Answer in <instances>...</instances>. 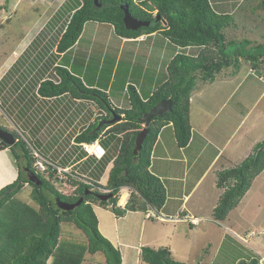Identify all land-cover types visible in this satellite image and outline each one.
Segmentation results:
<instances>
[{"label": "trees", "instance_id": "16d2710c", "mask_svg": "<svg viewBox=\"0 0 264 264\" xmlns=\"http://www.w3.org/2000/svg\"><path fill=\"white\" fill-rule=\"evenodd\" d=\"M134 1L76 0L78 5L66 21L57 42V51L68 50L77 41L88 21L111 24L118 35L128 37L137 36L141 32L150 33L160 30L177 46H204L207 47V51L195 56L185 53L176 54L167 66L169 77L157 86L146 100L140 97L133 85L128 84L126 90L129 108L113 107L104 90L86 86L79 76L71 73L65 66H54L53 70L58 79L42 80L37 88L40 96L51 98L68 94L76 99L91 100L106 113L77 134L75 142H93L100 139L106 125L95 130L98 121L109 119L112 114L121 115V121L114 123L108 133L114 136L122 134L123 138L119 139L120 146L106 185L90 179H85L87 182L79 180L82 177L73 173L75 175H68L66 181L73 187L71 194L62 193L55 187L53 181L39 173L37 176L41 180L40 185L30 182L25 177V170L35 172L34 157L26 141L17 133L14 132L17 141L13 145L5 144L0 140V149L8 148L18 168L17 178L0 188V264H48L51 257L50 264H79L83 253L75 249V245L69 249V252L64 251V243L59 238L62 223H73L81 229L87 238V251L91 254L97 251L105 254L103 264H121L119 249L99 231L92 204L109 207L117 217L123 216L127 211L146 212L149 208L159 211L165 202V188L159 177L149 169L151 150L159 130L171 123L177 146L185 147L191 137L190 95L197 79L211 81L224 67L233 66L234 70L238 71L241 59L249 62L254 69L264 60V42L246 37L240 40L237 38L226 40L225 28L231 26L230 21L235 25V28H231L234 31L239 27L247 31L250 28L242 23H234L230 20L229 14L215 12L209 0H145L140 6ZM122 5L128 6L133 17L150 21V25L136 30L126 29L123 23ZM256 9L264 11V0L256 1ZM153 11H156L155 15ZM255 18L261 19L255 16L252 21L255 24ZM161 21L165 22L166 27L163 29ZM261 36L264 37V33ZM212 46L218 47L217 52L212 50ZM228 46L234 50L227 51ZM163 99H170L172 105L170 109L151 119L140 154L136 160H133L135 136L143 127L141 117ZM50 170H53L50 174L52 177L55 169L50 168ZM263 170L264 139L256 142L252 152L239 164L217 171L216 185L222 189V192L213 209L216 220H223L228 215L248 191L254 178ZM54 181L62 183L57 177ZM24 184L32 186L31 192L38 205L37 209L20 204L22 201L19 203L16 200L15 194ZM123 186L129 187L131 192L125 206L121 207L118 205V199L119 190ZM102 189L110 190L112 196L107 200L96 197L95 194L101 193ZM85 190L90 192L85 193ZM80 197H83V201L78 206L68 210L60 207L63 202L71 203ZM8 219L9 226L5 223ZM63 252L65 255H62ZM140 258L149 264H185L175 261L167 247L154 249L143 246ZM241 264H257V261L251 259Z\"/></svg>", "mask_w": 264, "mask_h": 264}, {"label": "crops", "instance_id": "0c3cea01", "mask_svg": "<svg viewBox=\"0 0 264 264\" xmlns=\"http://www.w3.org/2000/svg\"><path fill=\"white\" fill-rule=\"evenodd\" d=\"M142 1L145 0H135L134 2L140 6ZM209 2L215 12L219 14H229L235 16L236 20H233L234 23L243 24V22L254 21L253 18L255 17V8H252L251 6V4L254 5V0H251V4H249L247 8H244L242 10H240L241 5H239L241 1H239L235 6L230 5L231 0H209ZM242 2H245V0H243ZM75 4L76 5L71 9L70 7L67 8L66 17L69 18L70 14L78 5L77 3ZM60 6L62 7L63 3ZM60 6L56 9L57 11L52 14L53 16L50 15V21L56 15L58 9H60ZM155 14L156 11H153V15ZM59 21L60 20H58V22ZM161 22L162 25H165L164 21ZM45 23L47 24V20L45 21ZM65 23L61 30H55L54 36L58 38L57 42L64 30ZM57 25L60 26V24ZM104 25H108L109 28L107 29L106 27H104ZM231 28H235V25L232 24V26L225 28L226 36H231L226 37V40L232 38V34L236 33L238 29H241V27H239L237 31H234ZM45 32L48 31L41 30L40 28V30L33 36V39L27 42L25 47L29 48V51L31 52V48L36 49V43L39 42V40L45 39L46 42V39L52 35L48 36ZM43 34L44 37H41ZM85 44L88 45L87 48H84L87 51L86 53H88V57H84L83 54L81 56V58H84V63L82 64V67H84L83 73H75V70H73L68 64L62 66H65L71 73L75 75L77 74V76L82 79L86 86H93L96 88L98 87L99 89L104 90L108 94L111 104L116 108H129L128 93L126 90L128 84L133 85L139 93L140 97L143 100H146V98L154 91L157 86L161 85L162 82L164 83L167 80V77L162 76V70L165 71V66L167 67L170 60L176 54L184 52L185 54L195 56L207 51V47L204 46H197L199 48L197 51H194V46H177L167 37H165L160 32V30L150 33L141 32L137 36L128 37L118 35L114 31L113 25L111 24L98 21H88L85 23L84 28L77 41L68 50H66L65 52H58L56 49V43L54 52L55 54L61 55V58H58V61H60V63L56 62L54 63V65H61V61L67 59L70 52L76 51L75 53L78 55V52H80V45L84 46ZM96 45H99V48H101V50H98V52L96 53V55L98 56L97 61L98 63L100 62L101 65L93 67L92 69H90V73H87L91 55L96 51L94 49ZM212 50H214V52H217L218 47L212 46ZM40 51L41 50L39 49V52ZM13 53L15 55L14 59H21L22 56H20V54L15 53L14 51ZM140 53H142V56L147 55L146 64L148 63V65L144 70V64L142 63V60V64H140V61L138 60V58L140 57ZM218 53L220 54V52ZM54 57L56 58V56ZM19 60H17V62L11 66L14 70L12 77L14 82L11 84L14 86L13 93L10 95V93L8 94L7 92L6 94L5 89L8 90L9 87L2 88V85L0 88V95L6 94L4 96L2 95L3 99L10 104L15 101L16 98H18V100L23 97L26 99L25 106H27L28 108L26 110L27 116H24V118L26 119L24 126L27 128L30 127L31 130L32 127L35 128V136L36 133L38 134L39 132H41L44 127L42 128L41 126L40 129V127L36 126L37 123L34 124V120L36 118H43L46 115L45 111H47V109L48 111L49 109H52V113L53 109H57L60 111V114L61 111L63 112L59 116L57 123L54 125V135L60 134L58 126L59 121L61 120V118H63L64 114L70 119L69 127H71L72 125L73 126L71 127V129L74 127L72 130L70 129L71 131L69 130V140L64 142V146L69 144V151L63 156L64 162L62 164L59 163L61 162L59 158V152L58 154L53 152L50 153L51 148L48 149L45 147L43 149L47 150L48 152L38 151L36 148L34 149H36L44 157L51 160L54 164L70 168L71 171L79 174L83 178L85 177L84 179L94 180L102 185H106L110 169L113 166V160L120 146L119 139H122L123 135L118 134L114 136L108 133V130L112 125L103 128L101 132V138L102 141H104V148L107 150L106 155L101 159H97L86 154L80 144L87 142L76 143L75 136L88 126L95 123V108L97 107V105L91 100L76 99L70 97L68 94L51 98L40 96L37 93V88L40 82L46 79V77L36 74L42 78H39L36 82H33L32 76H34V73H36V71H38L39 69L34 65L29 67L28 72L19 73L21 72V70L18 66H16ZM55 60L56 59H54V61ZM85 60L88 62H85ZM126 61L128 62V64L126 63ZM3 64L4 63H2V66L0 67V83L3 82L5 76H7L8 73L12 70V68L10 67V60L8 66H6L5 64L3 66ZM108 64L112 65V69L108 71V75L112 73L110 71L115 70V72H119L120 77L121 75L124 76L125 81L126 79L127 81L123 84L117 85L114 84L116 83L115 79H108V75L103 74L104 69ZM230 67H224L222 70L216 73L215 77H218L217 79L213 78V80L211 81L203 80L201 78L197 79L195 87L190 95L189 116H191V113H193L192 106L195 104L197 107L195 112L200 114L199 118L201 117L202 123L197 127L196 130L193 126L191 127V137L185 147L177 146L174 136V130L171 123L163 126L157 134V138L151 150L149 169L154 175L159 177L165 188V202L162 208L159 210V213L161 212L165 216L175 215L181 212L182 214H188L189 210L186 206V203L188 202L190 196L194 193L199 183L203 181L207 176L212 175L211 184L209 187L212 189V193H214L213 190H215V194L219 197L222 189L218 188L216 185V173L219 170L231 167L234 164L232 156L236 155L241 150V142L239 139L236 140V142L229 148V145H231L232 143L233 137L236 136V133L240 129L241 121H244L246 117L243 116L242 118H240V98L236 95L237 92H235L237 87L235 85L227 86L231 84L229 83L230 80L236 78L239 73V70L235 71L233 69L224 71L225 69ZM33 69L36 70L34 73ZM30 71H32L33 74ZM92 71H94V74ZM225 78H228L229 80H224ZM57 79L58 78L56 76L54 80ZM101 79H107L105 84L99 85L95 83V81H97V83H100ZM19 80L25 83V85L29 84L28 88H25V92L23 94H21V89L19 88V85L21 84ZM8 83H10V80H8ZM222 84H224V86L228 90L223 91L224 88H221ZM115 85L118 88L117 91H113V86ZM217 91L218 93H216ZM116 92H119L120 94H126L125 96L127 98V102L125 104H121L118 96L114 95V93ZM206 94H208L211 99H213L215 95H218L217 99H215L216 103L208 104L209 102H207V104H204L202 100L207 98ZM85 102L93 103L94 110H92V115L83 116L84 112L82 111V107L80 105ZM49 103L52 104L53 108L48 105ZM6 107L8 108V106ZM18 107L20 106L18 105ZM58 107L61 108L58 109ZM210 108H212V110H210ZM98 109L100 108L98 107ZM16 110L17 107H14L12 112ZM101 112L103 111L101 110ZM44 131L47 132L45 129ZM58 138L59 139L55 138V141L62 142L61 137L59 136ZM110 145L115 146V150L109 151ZM53 147L54 144L52 145V148ZM250 151L252 152V150ZM6 153H10L8 149L0 150L1 164L6 160ZM221 157L224 158V163L216 166V163ZM14 162V159H12L11 164L14 165ZM7 172L11 179L17 176V171ZM6 175V172H0V182L5 177H7ZM259 176L260 174L255 178H258ZM255 178L252 183L255 181ZM3 182L4 183L0 185V188L11 181L5 180ZM69 188L71 191L64 194L72 193L73 187L69 185ZM175 191H178V194ZM130 192L131 190L129 189V187H122L119 190V193H122L121 195H119L118 199L119 206H125L126 202L128 201ZM120 196H122L123 198ZM175 201H177L178 203H176ZM216 203L213 204L212 209L214 208ZM92 208L97 217V223L100 232L106 238H108L115 247L119 249L121 254V264H140L141 248L143 246L154 247V244H150L153 242L144 239V234L148 220L155 219L147 218L146 212L138 210L127 211L123 216L117 217L109 209V207L105 208L99 204H92ZM77 229L79 230V228ZM152 230L154 231V229ZM260 232L261 234L259 232L257 233L256 230H254L250 226H247V228L244 229V235L247 238L254 236V238L260 242L261 246L264 247V237L262 236L264 235V230ZM230 233L237 238L239 237L240 240H244V238L242 236H239L238 233L232 228L230 229ZM165 247H167L170 251L172 250L171 244H168ZM261 250L255 252L258 255V260H256L257 264H264V261H260V257H264V251ZM95 254L96 253L88 254V256L90 257L91 255ZM89 257L84 260L83 264H88V261L93 260L91 257ZM104 261L105 259L103 258L97 261L96 264H103ZM192 263L194 264V262Z\"/></svg>", "mask_w": 264, "mask_h": 264}, {"label": "rangeland", "instance_id": "374dc122", "mask_svg": "<svg viewBox=\"0 0 264 264\" xmlns=\"http://www.w3.org/2000/svg\"><path fill=\"white\" fill-rule=\"evenodd\" d=\"M239 1H241V3L239 4L241 5L240 10L247 8V6L251 4V0H245V2H242L243 0H231L230 5L235 6ZM254 1V5L251 4V6L252 8H255V16L260 17L262 20L259 18H255L256 24L252 21L243 22V25L245 27L249 26L250 29L248 31L240 29L236 33L232 34V38H237L240 40L241 38L246 37L250 40L264 42V37L261 36L264 33V11L262 9L257 10V0ZM65 2H67L66 5ZM62 3L63 6L61 7L60 5ZM75 3L76 0H0V67L2 66V63L8 66L9 60L11 62V67L17 62V60H19V58L14 59V51L15 53H18L20 54V56H22L18 61V64H16V66H18L21 70V72L19 73H26L28 72L29 67L35 65V67L39 70L36 71L33 69V73L36 71V73H34L35 75L32 76L33 82H36L39 78H42L39 76L54 80L56 77L53 70L55 66L54 63H60V61H58V58H61V55L55 54L54 52L58 39L54 36L55 30L59 31V29L61 30L63 28V25L68 18L66 17V10L69 7L71 9L75 5ZM59 6V13L56 14L50 21V15L57 11L56 9ZM235 18V16L231 15L230 20H236ZM46 20L47 24L45 23ZM58 20L60 21L58 22ZM57 24H60V26H58ZM230 24L232 26L231 21ZM253 24H255V26H253ZM104 27H106L107 29L109 28L108 25H104ZM164 27L166 26L162 25V29ZM40 28L41 30L48 31L45 32L46 35H52L54 37H48L46 39V42L45 39L39 40V42L36 43V49L31 48L30 52V49L25 46L27 42L33 39V36L40 30ZM41 37H44V34ZM226 37L231 36L227 35ZM87 46V44H85L84 46L80 45V52H78V55L75 53L76 51L70 52L69 57L61 61V65L68 64L73 70H75V73H83L84 67H82V64L84 63V58H81V56L83 54L84 57H88V53H86L87 51L84 49L87 48ZM194 47V51H197L199 49V46ZM39 49L41 50L40 52ZM94 49L96 51L91 55L87 73H90V69H92L93 67L101 65L100 62L98 63V56L96 55L98 50H101V48H99V45H96ZM233 50L234 49H232V47H227V51L231 52ZM255 51L256 50H254V52ZM54 56H56V58ZM139 56L140 57L138 58V60L140 61V64H144V70L148 65V63L146 64L147 55L142 56V53H140ZM54 59L56 60L54 61ZM85 62L88 61L85 60ZM126 63L128 64L127 61ZM260 63L261 64L258 67H256L255 69H251V64L241 59L237 77L230 80L229 83L231 84L228 83L229 85H227H235L237 87L235 92H237L236 95L240 98V118L246 116L244 121H241L240 129L236 133V136L233 137L231 145H229L230 148L238 139L241 142V150L236 155L232 156V160L234 162L232 166L239 164L246 155L248 156L251 153L250 150H252L253 146L256 144L255 142L264 139V60ZM111 69L112 65L108 64L105 67L103 74L108 75V71ZM230 69L234 70L233 66L225 69L224 71H229ZM13 72L14 70L12 68L8 75L5 76L3 82L0 83V88L2 85V88L9 87L8 90H5L6 94L8 92V94L10 93V95L14 91V86L11 85L14 82L12 78ZM30 72L32 73V71ZM92 72L94 74V71ZM110 72L112 73L108 75V79H115L116 83L114 84L120 85L127 81V79L125 81L124 76L121 75L120 77L119 72L117 73L115 72V70H112ZM36 74H39V76ZM162 76L169 77V72L166 66L165 71L162 70ZM198 77H200V75H198ZM214 78L217 79L218 77L214 76ZM8 80H10V83H8ZM224 80L228 81L229 79L225 78ZM19 81L21 82L19 88L21 89V94H23L25 92V88H28L29 84L25 85V83H23L21 80ZM106 81L107 79H101L100 83H97V81H95V83L103 85ZM221 88H224L223 91L228 90L226 89L224 84L221 85ZM114 90H118L116 85L113 86V91ZM216 93H218V91ZM6 94L0 95V126L12 129L11 131H15L20 138H23V140L26 141V144L29 143L38 151L48 152L47 150L43 149L45 147L48 149L51 148L50 153L53 152L58 154L59 152V158L61 160V162L59 163L62 164L64 162L63 156L69 151V144L64 146V142L69 140V132L74 128L73 127L71 129L73 125L69 127V117H66L65 114L63 115V118H61V120L59 121L58 126L60 134L54 135V125L57 123V120L63 111H61L60 114V111L57 109H53V113L52 109H49V111L47 109V111H45L46 115L43 118H36L34 120V124L37 123L36 126L40 127V129L41 126L42 128L44 127L47 132L42 129L41 132H39L38 134L36 133V135L34 136L36 132L35 128L32 127L31 130L30 127L27 128L24 126L26 122L24 116H27L26 110L28 108L27 106H25L26 99L24 97V99L20 98V100L16 98L15 101L10 104L3 99V96ZM114 95L118 96L121 104H125L127 102V98L125 96L126 94H120L119 92H116L114 93ZM206 95L207 98L202 100L204 104H207V102H209L208 104L216 103L215 99H217L218 95H215L216 97L214 96L213 99H211L208 94ZM51 103H49L48 105L53 108ZM18 105L20 107H18ZM6 106H8V108ZM80 106L82 107V111L84 112L83 116L92 115V110H94L92 102H85ZM14 107H17V110L12 112ZM59 108L61 107H58V109ZM196 108L197 107L194 104L192 106L193 113H191V116H189V123L191 127H194L195 130L202 123L201 117L199 118L200 114L195 112ZM210 110H212V108H210ZM101 113V110L98 109L97 106L95 108V117L97 118ZM59 136L61 137L62 142L55 141L56 139H59ZM100 141V144L104 147V141H102L101 137ZM53 144L54 147L52 148ZM110 150H115V146L110 145L109 151ZM5 158L6 160L4 161V163L1 164L0 162V172H6L7 177L1 180L0 183H2L4 180H10L11 182H13L17 178L16 176L11 179L7 172H14L17 170L15 162L13 163L14 165L11 164L13 159L12 155L10 153H6ZM223 163L224 158L221 157L216 163V166H219ZM211 178L212 175L207 176L203 181H201L186 203V206L189 210L188 212L190 213L188 214L194 217H199L197 224H191L188 221L175 223L164 221L161 222L157 218L155 220L150 219L148 220L147 227L145 229L144 239L153 242L150 244H154V247L152 246V248L154 249L161 248V246L165 247L168 244H171V253L174 260L185 264H193L192 262H194V264H241L247 263L251 259L258 260V255L255 252L261 249V251H264V247L261 246L260 242L256 240L254 236L247 238L244 235V229L247 228V226H250L260 234V231L264 230V170L260 173V176L258 178H255V181L252 183L245 195L223 220H216L213 216L214 208L212 209V206L214 203L218 202L217 200H219V197L215 194L216 191L213 190L214 193H212V189L209 187L211 184ZM56 187H59L58 189H60L63 193L71 191L67 182L58 184V186ZM31 188V185L26 184L25 187H22V189L17 194H15V198L19 203L20 201H22V203L20 204L37 209L38 205L33 199ZM175 192L178 194V191ZM121 194L122 193H120V195ZM175 202L178 203L177 201ZM3 209L5 210V208ZM177 214H182V212ZM8 215L10 217V214ZM5 223L9 226V219L5 221ZM74 225L75 224L73 223H62L61 234L59 238L60 241L64 243L65 252H69V249L73 245H75L74 248L80 250L83 253L82 257H80L79 259V264H83L84 260L89 257L88 254L91 253L87 251V238L85 236V233L81 229L78 230ZM231 228L234 229L239 236H242L244 240L242 241L239 237L237 238L232 235L230 233ZM152 229H154V231ZM262 236L264 237V235ZM65 252H63L62 255H65ZM95 253V255L90 256L93 260L88 261V264H96L97 261L106 258L105 254H103L101 251H97ZM51 260L52 257L48 261L49 264ZM140 264L149 263L141 260Z\"/></svg>", "mask_w": 264, "mask_h": 264}, {"label": "water", "instance_id": "95a60500", "mask_svg": "<svg viewBox=\"0 0 264 264\" xmlns=\"http://www.w3.org/2000/svg\"><path fill=\"white\" fill-rule=\"evenodd\" d=\"M94 1H97V0H94ZM121 8L123 10V23L126 29L136 30L139 27L150 25V21H145V20H141V19L133 17L127 5H122ZM171 105H172V101L170 99L160 100L155 105H153L149 111H147L146 113L142 115L141 121L143 122V127L142 129H140V131L135 136L134 148L132 151L133 160H136V158H138L140 154L142 142L148 133L147 127L151 119L155 115L162 114L163 112L170 109ZM119 118L120 116L118 117L113 116L110 120H107L106 122L113 123L116 119H119ZM103 123L105 122L100 121L97 127L95 128V130H98ZM0 140H2L5 144H8V145H13L15 143V137L13 133L3 128H0ZM28 180L35 183L36 185L41 184V180L33 172L28 173ZM88 192L90 191L85 190V193H88ZM95 195L101 200H107L108 198L112 196V193H106V194L96 193ZM82 201H83V197H80L79 199L71 203L63 202L62 204H60V207L65 210L72 209L78 206Z\"/></svg>", "mask_w": 264, "mask_h": 264}, {"label": "built area", "instance_id": "2783aa9c", "mask_svg": "<svg viewBox=\"0 0 264 264\" xmlns=\"http://www.w3.org/2000/svg\"><path fill=\"white\" fill-rule=\"evenodd\" d=\"M84 150H86L89 154L94 155L96 157H101L104 154L103 148L98 144H83ZM33 155L35 157L34 166L38 171L44 172L45 175H48L50 168L55 169L56 177L59 181H63L67 179V175L70 174L69 168L59 167L57 165H54L46 158L42 157L40 154H38L36 151L33 152ZM148 215L154 216L160 220L170 221V222H190V223H197L198 219L185 214V215H174V216H162V215H155L153 211L148 213ZM264 259V257H262Z\"/></svg>", "mask_w": 264, "mask_h": 264}, {"label": "clouds", "instance_id": "9594fccd", "mask_svg": "<svg viewBox=\"0 0 264 264\" xmlns=\"http://www.w3.org/2000/svg\"><path fill=\"white\" fill-rule=\"evenodd\" d=\"M104 114H106L105 112H102L101 114H100V116L101 115H104ZM100 116H98L97 118H99ZM113 116H115V115H113L112 114V117ZM111 117V118H112ZM115 117H118V116H115ZM96 118V119H97ZM111 118H109L108 120H110ZM100 121H102V122H105V123H103L102 125H106L105 127H107V126H110V125H114V123H118V122H120L121 121V115H120V118L119 119H116L113 123H107L106 121H103V119H100L99 121H98V124H99V122ZM101 125V126H102ZM100 126V127H101ZM97 127V126H96ZM104 127V128H105ZM0 128H3L2 126L0 127ZM3 129H5V130H8V131H10V132H12L13 133V135H14V137H15V131H11L12 129H8V128H6V127H4ZM100 129V128H99ZM98 129V130H99ZM15 132V133H14ZM23 139V138H22ZM17 141V139H16V137H15V142ZM25 141V140H24ZM29 144V143H28ZM27 144V145H28ZM83 144H89V145H93V144H98V145H100L102 148H103V150H104V154L101 156V157H96V156H94V155H91V154H89L86 150H84V148H83ZM81 146H82V149L86 152V154H88V155H90V156H93V157H95V158H97V159H101V158H103L105 155H106V152H107V150L100 144V141H99V139H96L95 141H93V142H87V143H81L80 144ZM29 147H30V149H31V151H32V156L34 157V155H33V152L34 151H36L38 154H40L36 149H34L33 147H31V145L29 144ZM5 149H8V148H5ZM0 150H4V149H0ZM42 157H44L42 154H40ZM44 158H46V157H44ZM47 160H49L48 158H46ZM34 161H35V157H34ZM51 163H53L51 160H49ZM54 164V163H53ZM54 165H56V164H54ZM57 166H59V165H57ZM59 167H62V166H59ZM33 168H34V170H35V172H33V173H35L36 175H37V173H39V174H41V175H43L45 178H47V179H49L50 181H53V184L55 185V187L56 186H58V184L59 183H57L56 181H54V178L56 177V173L54 172L53 173V176L51 177V173H52V171L53 170H49V173H48V175H45L44 174V172H42V171H38L37 169H36V167L34 166V162H33ZM64 168H67V167H64ZM17 175H18V168H17ZM69 171H70V174L69 175H72V176H74L75 174H77V173H75V172H73V171H71V169L69 168ZM27 173V174H26ZM28 173H29V171L28 170H25V177L28 179ZM73 173H75V174H73ZM27 175V176H26ZM51 178H50V177ZM68 176V175H67ZM80 175L78 174V177H79ZM38 177V176H37ZM77 177V178H78ZM81 177V176H80ZM39 178V177H38ZM53 178V179H52ZM67 179H68V177H67ZM67 179L66 180H63L62 181V183H65L66 181H67ZM83 179V180H82ZM79 180H82V181H85V182H87V180H85L83 177L82 178H79ZM31 182V181H30ZM11 183V182H10ZM10 183H7V184H10ZM61 183V184H62ZM7 184H5L4 186H6ZM28 185V184H27ZM4 186H2V187H4ZM26 186V184H24V186L23 187H25ZM1 187V188H2ZM123 187H127V186H123ZM57 189L59 188V187H56ZM122 188V187H121ZM130 189V188H129ZM58 190H60V189H58ZM131 190V189H130ZM61 191V190H60ZM62 192V191H61ZM104 192V194H106V193H110V190H108V189H106V190H104V189H102L101 190V193H103ZM63 193V192H62ZM119 195H120V193H119ZM151 211H153L154 212V214L155 215H162V216H165L164 214H162V213H159L158 211H156L155 209H153V208H149L147 211H146V216H147V218H153V219H156V217H154V216H151V215H148V213H150ZM177 215V214H176ZM179 215H185V214H179ZM189 215V214H188ZM171 216V215H170ZM192 216V215H191ZM165 217H168V216H165ZM194 217V216H193ZM195 218H197L198 219V217H196L195 216ZM158 219V218H157ZM158 220H160V219H158ZM199 220V219H198ZM160 221H165V220H160ZM167 222H170V221H167ZM190 223V222H189ZM198 223V222H197ZM197 223H191V224H197ZM260 261H264V259H262V257H260Z\"/></svg>", "mask_w": 264, "mask_h": 264}, {"label": "flooded vegetation", "instance_id": "af4514ba", "mask_svg": "<svg viewBox=\"0 0 264 264\" xmlns=\"http://www.w3.org/2000/svg\"><path fill=\"white\" fill-rule=\"evenodd\" d=\"M106 120H108V119H103V121H106ZM27 174V173H26ZM27 176V175H26Z\"/></svg>", "mask_w": 264, "mask_h": 264}, {"label": "bare ground", "instance_id": "6f19581e", "mask_svg": "<svg viewBox=\"0 0 264 264\" xmlns=\"http://www.w3.org/2000/svg\"><path fill=\"white\" fill-rule=\"evenodd\" d=\"M120 197H122V196H120ZM123 198V197H122Z\"/></svg>", "mask_w": 264, "mask_h": 264}]
</instances>
